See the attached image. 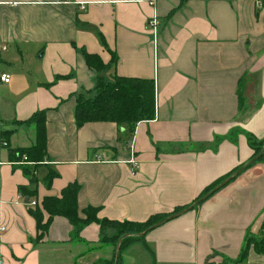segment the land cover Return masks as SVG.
I'll return each mask as SVG.
<instances>
[{
  "label": "crops",
  "instance_id": "crops-1",
  "mask_svg": "<svg viewBox=\"0 0 264 264\" xmlns=\"http://www.w3.org/2000/svg\"><path fill=\"white\" fill-rule=\"evenodd\" d=\"M148 1L0 0V45L6 47L0 70L10 76L0 83V264H42L43 245L72 240L73 226L54 216L44 244H37L30 212L38 208L45 221L43 198L59 197L70 183L79 186V216L91 206L99 219L142 222L192 204L249 161L246 133L264 138V0ZM154 15L160 24L152 32L147 20ZM85 53L99 56L102 69L88 66ZM250 75L258 77V105L249 111L240 101ZM115 76L154 86V116L134 131V171L126 162L124 128L75 123L76 97L93 92L99 78ZM40 111L43 161L17 164L12 150L33 146L37 128L19 122ZM263 219L264 160L150 230L144 241L152 253L135 242L121 252L120 264L235 260L245 236L259 235ZM79 237L90 246L99 239L98 224H87ZM104 249L103 257L110 251ZM244 263L264 264V255L251 246Z\"/></svg>",
  "mask_w": 264,
  "mask_h": 264
},
{
  "label": "trees",
  "instance_id": "trees-1",
  "mask_svg": "<svg viewBox=\"0 0 264 264\" xmlns=\"http://www.w3.org/2000/svg\"><path fill=\"white\" fill-rule=\"evenodd\" d=\"M85 62L88 66L101 70L103 63L99 56L93 54H84ZM242 101H240V108ZM154 116V86L152 80L128 78L115 76L111 81L104 82L101 78L98 79L95 89L88 96L79 94L76 97V106L74 109L75 123L78 127L88 122H114L118 126L125 129L128 134L134 131L135 125L143 120H150ZM44 113L42 111L36 112L29 120L21 121L19 123H36V142L33 146L27 148H19L12 150V155L17 158V161H21L23 156H26L28 162L35 164L41 163L46 154V139L44 134ZM246 140L248 145L253 150V154L250 157L252 159L262 149L264 145V138L257 140L252 135L246 133ZM128 141L126 140H123ZM249 159V160H250ZM264 160V151L260 157L255 161L248 164L249 167L256 161ZM28 164V163H26ZM245 163L240 164L226 175L221 180L215 182L204 192H202L194 202L227 179L237 169H239ZM245 167V168H246ZM244 168V169H245ZM34 180L31 178L30 182ZM50 177L45 179V183L48 184ZM79 186L75 183H70L64 187L59 197L48 196L42 200V208L47 213L48 217L44 221L42 212L38 208L31 209L30 212L36 220L37 239H40L46 233L49 223L54 216H62L66 218L73 226L72 238H78L80 230L87 224L96 223L99 226V242L109 244L113 247L114 256L110 261L104 260L101 263L104 264H120V254L130 245L135 242H140L150 252L151 249L144 241L145 235L150 231L149 228L158 224L162 220L170 217L177 216L183 210L190 208L194 204L176 206L170 212H161L150 215L145 221L136 222L129 220H110L99 219L96 215L97 209L91 206L83 209L84 217L79 216L77 208V194ZM157 227V226H156ZM154 227V228H156ZM152 228V229H154ZM110 229L112 233L107 235L106 230ZM151 229V230H152ZM145 232V233H144ZM253 247L254 251L260 255H264V219L260 226V233L257 236L247 234L244 238V245L241 249L239 256L235 259L238 262H243L248 252L249 247ZM118 249V257L115 262V253ZM229 261H231L229 259Z\"/></svg>",
  "mask_w": 264,
  "mask_h": 264
},
{
  "label": "rangeland",
  "instance_id": "rangeland-1",
  "mask_svg": "<svg viewBox=\"0 0 264 264\" xmlns=\"http://www.w3.org/2000/svg\"><path fill=\"white\" fill-rule=\"evenodd\" d=\"M257 82H258V77L254 75H250L248 76V78L246 79L244 78V81L242 84V86L244 87L242 89L243 93L245 91L244 93L245 96L244 98H242L243 107L247 103L249 106L248 107L249 111L258 105V101L254 98ZM134 131H135V128H134ZM134 131L129 133V138H128V140H130L128 142L129 153H130V148L132 149V144H133L132 142H134ZM231 139H235V136H233ZM133 155H134V152H133ZM134 157L136 160H138L135 155ZM42 238L37 239L36 243L43 245L44 242L42 241ZM98 240L95 241L94 243L91 242L90 246H87V243L85 242V240L80 239L79 234H78V238H72V240H70L67 243H63V244L46 243L45 245L42 246L44 251L42 252L41 262L42 264H100V262L104 260H108L111 262L114 256L113 247L109 244L101 243ZM104 247L110 248V251L108 252V254H106L107 256L105 257H103L104 254L106 253V250L104 249ZM101 264H104V263H101ZM216 264H245V263L244 261L238 262L237 260L229 261V259H222V260L217 261Z\"/></svg>",
  "mask_w": 264,
  "mask_h": 264
},
{
  "label": "built area",
  "instance_id": "built-area-1",
  "mask_svg": "<svg viewBox=\"0 0 264 264\" xmlns=\"http://www.w3.org/2000/svg\"><path fill=\"white\" fill-rule=\"evenodd\" d=\"M148 4L154 5V0H149ZM80 9L81 10L84 9L83 4H81ZM159 24H160V20L157 15H154L153 17L147 20L148 29L152 32L159 28ZM5 49H6L5 46L0 45V54H1V51ZM9 81H10L9 74L3 73L0 70V83H8ZM126 162L131 166L132 171H134L138 167V160L135 159L131 148H130L129 158L126 160ZM26 163L34 164L32 162H28L25 156H23L21 161L17 162V164H26ZM30 204L32 206H35L37 203L35 202V200H33L30 202ZM4 229H5L4 225L0 222V234L4 231Z\"/></svg>",
  "mask_w": 264,
  "mask_h": 264
},
{
  "label": "water",
  "instance_id": "water-1",
  "mask_svg": "<svg viewBox=\"0 0 264 264\" xmlns=\"http://www.w3.org/2000/svg\"><path fill=\"white\" fill-rule=\"evenodd\" d=\"M264 151V145L261 149V151L256 155L254 156L252 159H250L249 161H247L244 165H242L239 169H237L233 174H231L227 179H225L224 181H222L220 184H218L216 187H214L212 190H210L208 193H206L204 196H202L200 199H198L196 202H194L193 205L197 204L198 202H200L201 200L205 199L207 196H209L210 194H212L215 190H217L219 187H221L224 183H226L228 180H230L234 175H236L238 172H240L242 169H244L248 164L252 163L253 161H255L258 157L261 156V154L263 153ZM25 201L27 202V199H25ZM190 206V207H193ZM187 210V209H186ZM185 211V210H183ZM182 211V212H183ZM174 216V215H173ZM173 216H170L164 220H162L161 222H159L158 224L154 225L153 227L149 228L147 231L151 230L152 228L156 227V226H159L160 224L168 221L169 219L173 218ZM145 233V232H144ZM117 257H118V249H116V253H115V262L117 261Z\"/></svg>",
  "mask_w": 264,
  "mask_h": 264
}]
</instances>
